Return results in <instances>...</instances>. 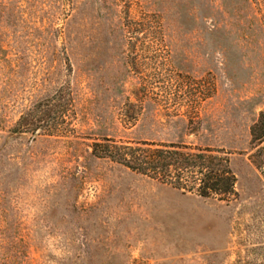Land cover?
Listing matches in <instances>:
<instances>
[{
  "label": "rangeland",
  "instance_id": "1",
  "mask_svg": "<svg viewBox=\"0 0 264 264\" xmlns=\"http://www.w3.org/2000/svg\"><path fill=\"white\" fill-rule=\"evenodd\" d=\"M45 98L48 131L12 134ZM262 111L264 0H0V264H264ZM103 139L226 153L238 197L95 158Z\"/></svg>",
  "mask_w": 264,
  "mask_h": 264
},
{
  "label": "trees",
  "instance_id": "2",
  "mask_svg": "<svg viewBox=\"0 0 264 264\" xmlns=\"http://www.w3.org/2000/svg\"><path fill=\"white\" fill-rule=\"evenodd\" d=\"M47 98L23 116L12 134L48 131L58 118L59 106H45ZM44 114L40 117V114ZM38 113V114H37ZM45 125V126H44ZM251 160L264 176V111L250 129ZM92 155L110 160L131 172L170 187L184 196L196 194L204 199L229 203L237 199L236 177L226 153L192 148L180 144L136 143L123 144L110 139L97 141Z\"/></svg>",
  "mask_w": 264,
  "mask_h": 264
},
{
  "label": "clouds",
  "instance_id": "3",
  "mask_svg": "<svg viewBox=\"0 0 264 264\" xmlns=\"http://www.w3.org/2000/svg\"><path fill=\"white\" fill-rule=\"evenodd\" d=\"M58 254H60V253H58Z\"/></svg>",
  "mask_w": 264,
  "mask_h": 264
}]
</instances>
